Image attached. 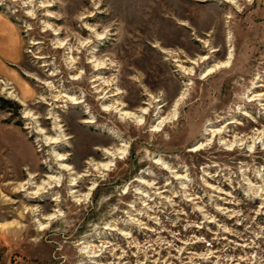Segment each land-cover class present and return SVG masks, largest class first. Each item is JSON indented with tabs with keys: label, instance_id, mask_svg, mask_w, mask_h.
<instances>
[{
	"label": "rangeland",
	"instance_id": "rangeland-1",
	"mask_svg": "<svg viewBox=\"0 0 264 264\" xmlns=\"http://www.w3.org/2000/svg\"><path fill=\"white\" fill-rule=\"evenodd\" d=\"M234 2L0 0V264H264V0Z\"/></svg>",
	"mask_w": 264,
	"mask_h": 264
},
{
	"label": "bare ground",
	"instance_id": "bare-ground-1",
	"mask_svg": "<svg viewBox=\"0 0 264 264\" xmlns=\"http://www.w3.org/2000/svg\"><path fill=\"white\" fill-rule=\"evenodd\" d=\"M224 3H229V4H234L235 2H234V0H222ZM249 1V0H248ZM230 19V16H227L226 17V19ZM97 38L98 39H101L102 37L101 36H97ZM91 54H93V53H91ZM170 55H172V53H169ZM229 57H228V59H230V57H231V53H230V51H229V55H228ZM91 58H93V57H91ZM201 59V58H200ZM206 58L205 57H203V60H205ZM93 61V60H92ZM190 63H192V65H196V64H194L195 62H190ZM228 63H229V61L228 60H226V62H223V63H220L219 65H215L214 67H212V68H210V69H208L206 72H205V75H208V74H210L212 71H214L215 69L217 70V68H225V67H227V65H228ZM71 65V64H70ZM94 68L95 69H97V70H99V69H101L103 66H104V63L103 62H99V61H94ZM180 66V65H179ZM179 69L183 72V74L184 75H191L192 74V72H193V70H191V69H188V70H186V69H184L183 67H179ZM75 79H77V78H75ZM183 96H184V94H182L179 98H178V100L177 101H175V103H174V107L175 106H177L178 105V103L183 99ZM101 99L102 100H106L107 99V97H101ZM73 101H74V99H73ZM73 104H78L77 102H73ZM115 110H116V108H114ZM113 109V107H110V106H108V107H104L103 106V110L104 111H111V110H114ZM117 111V110H116ZM146 111V109L145 108H142V109H140V110H138V111H136V114L135 113H129V112H119V115H121V117H125V118H133V119H136V120H138L139 122L141 121V119L143 118V116L145 115V112ZM172 117H174V114H172L171 116H169V120L170 119H172ZM54 119V118H53ZM57 119V118H56ZM168 118H161L160 120H159V122H158V124L156 125L157 127L158 126H160L162 123H164L166 120H167ZM85 123H87V124H90V123H92V121H86ZM141 125V124H140ZM55 127H56V129L54 130L55 132H56V138H46L45 139V143H47V144H53V143H58V142H60V141H63L64 139V137L63 136H61L60 135V129L58 128V126L55 124L54 125ZM154 127V126H153ZM156 127V128H157ZM156 128H154V129H156ZM125 151V147H124V145L122 144V145H120L118 148H114V149H111V150H105L104 151V157L106 158V159H108V162L107 163H104V164H100V165H98V166H96L95 167V169L96 170H100L101 169V171H106L112 164H111V162H112V160L113 159H117V155L118 154H122L123 152ZM54 155V157H55V160L56 161H63V157L62 156H60V155H58V154H56V153H53ZM59 167H60V169L61 170H63V171H69L70 172V169H69V167H67V166H65V165H62V164H60V165H58ZM75 180V179H74ZM74 180H70L68 183V185H69V189H68V191H69V195L71 196V198H73V200L76 202H79L80 200H79V198L77 199V197H78V195H76V193H77V191H75L74 189H73V187L76 185V183H75V181ZM31 183V182H30ZM60 183H61V179H60V176L58 175V176H54V175H52V176H48L44 181H42L38 186H36L35 185V187H33L35 190L33 191V192H31V193H29V194H31L32 195V198H36V197H38V196H40L41 195V193H45V191H47L48 189H51V188H55V187H58V186H61L60 185ZM31 187H32V185L33 184H29ZM17 187H18V190H19V192H25V184H18L17 185ZM92 188L93 187H89V189L87 190L88 192H87V194H83L84 195V197H85V199L87 200V197H88V195H89V192L92 190ZM78 194V193H77ZM81 196V195H80ZM81 198H82V196H81ZM53 200H55V201H58L57 200V198H55V199H53ZM53 216H51L50 218H52ZM46 219V218H45ZM35 222L36 223H38V225H39V229H44L46 226L45 225H42V224H40L39 223V220L38 219H36L35 220Z\"/></svg>",
	"mask_w": 264,
	"mask_h": 264
}]
</instances>
